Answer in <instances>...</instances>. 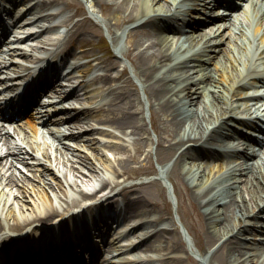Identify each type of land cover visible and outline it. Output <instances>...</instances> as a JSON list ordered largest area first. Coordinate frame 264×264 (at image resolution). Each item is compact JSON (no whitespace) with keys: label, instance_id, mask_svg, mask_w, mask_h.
I'll use <instances>...</instances> for the list:
<instances>
[{"label":"bare ground","instance_id":"obj_1","mask_svg":"<svg viewBox=\"0 0 264 264\" xmlns=\"http://www.w3.org/2000/svg\"><path fill=\"white\" fill-rule=\"evenodd\" d=\"M19 1L20 6L29 5L27 12L30 16L25 19L24 24L35 22L36 26L44 30L43 37L46 39L52 36L51 31L64 27L69 41L83 40L88 27L97 25L95 8L99 7L108 18L105 24L114 47V56H125L128 59L129 72L126 67H122L119 72H112L117 61L111 59V55L102 53L94 59L99 64L97 69L103 71V74L96 75L93 79H110L113 82L114 86L108 89V93H112L111 98L94 105H84L79 110L62 103L49 102L41 106L35 118L41 123H52L57 130L55 132H59L62 137L59 143L51 141V145H54L55 151L59 153L57 156L62 159L61 165L64 169H61L63 173L60 172L63 180L52 168L48 152H39L36 147L38 145L23 130L15 128L18 136L17 139H12L0 129V242L22 239L27 236L23 233L38 234L47 230L50 239L44 241L45 234L41 237V242L50 248L54 247L56 242L62 244L61 241L65 237L67 243H75L73 238L89 236L90 231L78 230L77 226H69V223L78 221L86 213L94 220L93 210L99 207V204L92 198L106 187L110 186L112 190L120 182L113 177L117 171L112 167L111 177H106V167L101 161V155L99 157L93 152L80 154L75 150L80 149V142H84V146L97 144L96 140L99 138L94 133L117 135V129L126 136H133L135 150L140 151V137L145 134L147 140H150L144 110L140 108V103L148 99L146 105L149 104V108L154 105L153 108L157 110L155 122L158 126L154 124L158 132L154 138V154L157 159L163 164V153L167 151L175 153L177 159L180 156L185 158V163L181 166L176 160L172 169L162 165L160 176L179 179L183 184L182 191L177 194V201L178 197H185L202 209L207 222L202 248L204 252H209V261L220 264H264V235H251L253 229L264 234V221L254 223L250 220L260 218V215L264 220V136L256 137L261 149L242 139H236L233 143H230L229 139H220L223 134L228 135L229 129L236 122H243L242 114L253 117L252 111L262 105L258 104V97L264 96V87H260L264 83V0H244L241 4L242 7L244 5L243 11L252 4L251 14L258 23L256 38L248 31L250 22L253 21L249 18V23L244 24L242 17L232 12L221 15V12L217 11L225 17L222 23L216 28L208 25L197 31V26L202 22L199 18L207 20L211 17L206 16L214 13L212 10H206L211 7L210 1L206 0ZM200 4H203V8L199 7ZM55 5L58 7H54ZM68 6L73 7L72 13L66 11ZM195 9H201L203 14L194 12ZM77 14L80 17L74 20ZM247 15L249 16L248 13ZM55 17L58 19L53 21ZM196 19L200 21H195ZM43 20L50 23H44ZM157 22L160 24L158 44L153 41V37L143 40L140 36H136L129 45L122 44L125 36L131 37L133 31L144 29L147 24L156 25ZM186 22H189L188 26L183 25ZM167 27L177 34L170 35L165 30ZM94 31L99 34L98 27H95ZM53 39L54 37L51 38ZM249 46L252 47L253 54L247 58ZM7 51L11 54H26L20 49L16 51L10 47ZM84 54L87 52H83ZM11 60L9 59V62ZM82 64L76 60L69 62L66 65L67 74ZM73 67L75 68L71 70ZM53 70L51 68L49 72ZM47 73L42 72L34 79L38 81ZM135 82L145 96L140 95L137 89L138 93L134 91ZM58 86L54 92L61 91V94H66L69 85L67 87L59 82ZM40 90L32 89L29 94L33 97ZM59 109L66 111L65 116L60 117L61 114L56 113ZM95 109L102 111V117L96 120L107 123L113 129L97 127L94 122L88 121L86 115ZM80 112H84V115ZM65 117L75 119L71 118L72 120L67 122L70 123L69 126H64L61 120ZM259 119L261 126L258 128L264 134V119ZM76 122H84V125ZM29 123L32 132L37 133V126L30 121ZM81 128H84L82 133ZM72 140L77 145L69 142ZM111 141L107 144L111 151L118 153L125 150L121 144ZM192 141L195 143L192 144ZM2 147L5 149L2 150ZM189 149H192L193 153L188 151ZM151 153L153 148L146 151L144 159ZM91 155L98 159L94 164L88 160ZM222 155L225 159L219 160ZM201 157H206L205 161H202ZM135 158L136 154L128 155L118 159V163L128 170L130 160ZM83 169H86L88 174ZM77 172L98 178L97 185L91 186V190L83 188L77 179L73 180L69 175L71 173L76 176ZM156 172L158 174V171ZM25 181L29 183L26 185H30L31 191L32 187L39 191V194H36L37 201L29 200L24 193L13 189V184L21 182L24 185ZM144 184L145 187L138 188L135 194L125 193L124 189H121L120 192L123 193H120L121 197L116 201V209L119 213L124 210V213L129 215L128 218H134L125 223L129 229L136 225L134 221L142 220L143 216L145 219L139 223L150 224L151 228L141 231L140 234L150 237L157 249L151 248L156 253L148 256L145 254V259L155 257L159 264H185L184 257L178 253L188 255L191 250L183 245L182 234L180 235L177 229L175 219L169 218L162 222L165 214L162 209L153 210L155 216L158 214L157 218L149 217L152 209L150 205L155 208L160 205L148 193H162L161 182L154 178ZM150 185L154 186V190L149 191ZM90 200L93 201L88 203ZM40 207L43 210H40ZM179 218L181 219L180 216ZM157 219L159 224L156 225ZM41 224L48 228L38 231ZM55 230L60 236L58 241L53 243ZM213 241L217 244L208 248ZM186 244L191 248L190 242L187 241ZM31 246L21 245L19 248H25L27 253H30ZM129 247L131 246L128 244L116 246L108 242L97 263H140L143 255L136 250L130 251ZM14 250L17 249L11 246L8 252ZM194 250L191 252L195 253ZM4 251H0V256L6 253ZM33 256L34 254L32 259L35 258ZM204 260L205 255L200 263H204Z\"/></svg>","mask_w":264,"mask_h":264},{"label":"rangeland","instance_id":"obj_2","mask_svg":"<svg viewBox=\"0 0 264 264\" xmlns=\"http://www.w3.org/2000/svg\"><path fill=\"white\" fill-rule=\"evenodd\" d=\"M85 4L83 3V6ZM85 7V6H84ZM86 10V7H85ZM67 12L69 11V13H72L73 11V7L72 6H68ZM89 14V10H86ZM95 11H97V17L95 18L96 24L97 25H90L88 27V32H86L85 37L83 40L80 39H76L74 41L75 43V47H77L73 54L74 55H81L82 52H87V55L84 57H91V53L95 54H99L101 55L104 52H108L109 55H111V59H114L117 61L116 63V68H114L112 70V72H116L122 68V67H126L128 72H129V63H128V59L124 56L120 57V58H116L114 56V47L112 46V40L110 38V35L107 32V28H106V21H107V16H105L104 13H102L101 9L98 7L95 8ZM74 20L79 18L80 15L77 14L74 16ZM98 27L99 30V34H97L94 31V28ZM136 36H140L143 40H145L146 38H152L153 36V41L154 40H158V37H156V35H154V28L150 25H146V27H144V29H139L138 31H133V34L131 35V37L129 35L125 36L122 39V44L123 45H129L130 43H132L133 39L136 38ZM151 40V39H150ZM35 41L31 42L32 44H34ZM38 45H33V47H31L30 49H33L34 47H36ZM81 46V47H80ZM82 51V52H81ZM35 52V51H34ZM98 55V56H99ZM116 59H115V58ZM85 59L87 60V58H84L82 60V62L85 61ZM127 64H125V62ZM95 63V62H94ZM85 67V66H84ZM87 68V67H86ZM90 77H92L95 74H101L103 73V71L98 70L97 68H95V66H92L91 70H90ZM88 78V76H86ZM91 79L89 80V82L87 83V85L84 87V82L82 83L81 86H83V89H81V87H76L75 92L73 95L68 96L71 97V99L64 101L63 103L66 105H77L80 106L82 103L87 102L90 97H93L96 91H99V96L96 97V100L99 101V99L106 101L107 99L111 98L112 94L111 93H106V88L108 83L104 80H98V81H93L90 82ZM63 83H70L67 79H63L62 81ZM110 82V81H109ZM134 87V91L139 90V86L138 83L135 82ZM88 86V87H87ZM86 88V90L88 91V93H86V90L84 89ZM137 92V91H136ZM138 93V92H137ZM77 94V95H76ZM139 94L142 96H145L142 93V90H139ZM75 96V97H73ZM146 103H148V99H146L145 101H143L142 103H140V108L144 109L143 111V115L146 116L145 122H147V132L149 134V138L150 140H147V138L145 137V134L143 137H140L142 146H141V150L137 151L135 150V142L133 140V136H120V139L117 138H113L107 134H99V133H94L96 136L102 138V140L100 142H98L95 145L89 146V145H85L84 146V142H80L81 144H79V148L80 149H76L75 151H78L80 154H87V153H96V155H98L100 157V155L102 156V160L103 161V165L106 167V171L105 169V174H107L106 177H108V175L110 174V168H114V170H116V174L114 175L115 179H119V181H123L122 184H120L119 186L128 183L130 187H125L124 191L125 192H133V190H138V188L141 187H145L144 182L151 180L153 177L157 176V172L155 173V171H158L157 167L160 165H165V168H169L172 169V165L173 163L178 160V165L181 166L184 163V158L183 157H179L177 159V156L175 153L172 154V151H167L165 153H163L164 155V160H163V164H161L159 162V160L157 161V157L154 154L155 152V141L154 138L155 136L158 134L157 132V128H155V126L157 127L158 124L157 122H155V118L157 115V110L154 109V105L150 106L149 108V104L146 105ZM95 113H89L88 119L89 121H93V119L95 118L96 115H99L101 113L96 112L95 115H93ZM148 118H150L151 122L148 123ZM21 123V122H20ZM82 125H84V122H81ZM155 124V126H154ZM20 126L22 128H26L25 126V122H22L20 124ZM106 141H110V140H118V142L120 144H122L125 147L124 151L121 152H113L111 150H109L107 148L106 145L102 144L103 142ZM120 140V141H119ZM150 142L152 145H150ZM77 145V144H75ZM94 146V147H93ZM97 146V147H96ZM150 147H153V154H151L148 159H144V156L146 154V151L149 150ZM177 150V149H176ZM50 152V162L52 163V168L57 172H58V176L62 175L63 171H61V169L63 170L64 167L61 165V161L56 157V155H59L58 152L54 151V149H49ZM177 152V151H176ZM178 153H180V151L178 150ZM56 154V155H55ZM136 154V158L135 159H131L129 162V169H123L119 163H118V159L123 158L125 156L128 155H133ZM62 160V159H61ZM88 160L90 162H92L94 164V161H98V159L94 156L91 155V157H88ZM142 162V163H141ZM141 163V164H140ZM19 167H22L21 164H19ZM76 165L78 167L79 164L76 163ZM19 167H17V169H19ZM77 167V168H78ZM21 171V170H20ZM23 171H25V169H23ZM62 173H61V172ZM84 172H88L86 169H83ZM128 171V172H127ZM28 172V171H27ZM74 172V171H73ZM145 172V173H142ZM127 173L130 174L129 178H126ZM88 174V173H87ZM85 173H81L77 172L76 176L74 174H69L71 179H77V181L81 184V186L83 188H86L87 190H91V186H96V184L98 183L99 179L95 178V177H91L90 175H87ZM137 175V176H136ZM169 177V178H168ZM168 177H164V178H168V179H160V181L162 182V186H163V193L161 195L157 194L155 192L153 193H148L149 195L151 194L152 197H154L155 199H158V201H160L161 204H159L160 206H156L157 208L153 207L154 209H165L168 213V217L170 218H174L175 222L177 224V229L180 230V226H179V221L178 218L179 216L181 217V221L184 223V226L187 228L189 234L191 235V240L194 241V247H192L193 249H195V253L189 252L188 255H186V253H178L181 256L184 257V262L185 264H220V263H211L209 260L211 259V256H209V252H204L203 251V244L205 243L204 237H203V232L204 230L207 229V222L206 219L204 217V214L202 213V209L195 203V202H190L188 201L185 197H178V201H177V194H180L181 190V186L183 183H181V181L179 179H174L171 176ZM26 178L29 179V177L26 175ZM62 179V178H61ZM63 180V179H62ZM34 182L36 183V181L34 180H30V182ZM169 181L171 183H169ZM143 183L142 185H138L139 183ZM23 183L18 182L16 184H13V189L19 190L20 192L24 193L25 197L28 198L29 200H36V197L39 194V191L36 190L35 187H31L33 188V190L31 191L30 185L27 187L26 184H29L27 181H25L24 185H22ZM127 185V184H125ZM133 185V186H132ZM25 186V187H23ZM117 186V188L119 187ZM10 187V186H9ZM185 187V191H187L188 189ZM116 188V189H117ZM151 189H149V191L154 190V186L150 185ZM94 189V188H93ZM107 189V188H106ZM105 189V190H106ZM172 190L175 194H173ZM47 191V190H46ZM105 192V191H104ZM98 193V194H102ZM119 195V194H116ZM111 197H108V199H110ZM37 201V200H36ZM176 205H177V210H176ZM102 207H106V203L102 204ZM113 209V206L112 208ZM40 210H43L42 207H40ZM178 211V212H177ZM125 213L123 214V218H124ZM166 216V215H165ZM8 220H11V218L7 217ZM180 219V218H179ZM196 233V235H195ZM181 235V233H180ZM254 235V234H252ZM257 236V235H254ZM182 237V236H181ZM193 238V239H192ZM108 241L110 240L109 238L107 239ZM123 242V240H120ZM124 241H127L124 239ZM152 240L151 238H149V240L146 242V244L150 243ZM182 243L183 245H185V247L187 248V244L184 241V239L182 238ZM217 243H215L213 241V244H210L208 246V248L214 247ZM146 246H143V249ZM207 248V249H208ZM151 253V252H149ZM198 254H201L202 256H199ZM203 255H205V260L204 263H200L201 258H203ZM231 258V257H230ZM229 258V259H230ZM228 259V257H227Z\"/></svg>","mask_w":264,"mask_h":264}]
</instances>
